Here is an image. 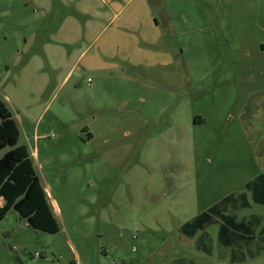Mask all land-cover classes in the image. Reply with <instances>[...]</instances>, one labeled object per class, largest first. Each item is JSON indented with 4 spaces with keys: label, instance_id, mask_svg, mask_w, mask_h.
Returning a JSON list of instances; mask_svg holds the SVG:
<instances>
[{
    "label": "rangeland",
    "instance_id": "rangeland-1",
    "mask_svg": "<svg viewBox=\"0 0 264 264\" xmlns=\"http://www.w3.org/2000/svg\"><path fill=\"white\" fill-rule=\"evenodd\" d=\"M149 1L143 26L106 0H0V98L59 225L12 209L0 264H264L231 262L218 224L209 250L181 233L264 173V0Z\"/></svg>",
    "mask_w": 264,
    "mask_h": 264
},
{
    "label": "trees",
    "instance_id": "trees-1",
    "mask_svg": "<svg viewBox=\"0 0 264 264\" xmlns=\"http://www.w3.org/2000/svg\"><path fill=\"white\" fill-rule=\"evenodd\" d=\"M20 136L17 121L0 98V222L15 209L33 228L56 234L59 232L58 222L35 172L28 147L19 145ZM91 138L92 134L88 133L87 139ZM253 205L264 207V173L247 183L243 192L225 197L220 203L185 223L181 233L193 240L200 233L197 238L198 247L209 250L208 243L212 239L206 229L218 224V242L231 249V262L245 263L248 257H258L264 251L262 217L255 214L239 219L237 214ZM253 246L255 251L252 250Z\"/></svg>",
    "mask_w": 264,
    "mask_h": 264
},
{
    "label": "crops",
    "instance_id": "crops-1",
    "mask_svg": "<svg viewBox=\"0 0 264 264\" xmlns=\"http://www.w3.org/2000/svg\"><path fill=\"white\" fill-rule=\"evenodd\" d=\"M106 1L109 3V5L111 7H113V13L115 15H114V18L112 21H114L115 18L119 17L123 12L129 11V16H131L132 18L133 17L135 18L136 24L140 21V23L143 26L144 25L148 26L152 22L151 15L154 11L149 6V4H150L149 0H106ZM116 11H117V13H115ZM100 15H101V13L98 14V16H100ZM95 17H96V15H95ZM154 21L156 22V25L159 26L160 23L156 18ZM130 26H131V24H127V25L123 24L119 28V30H121L122 33L130 34V33L134 32V29H135L134 27L129 28ZM142 31L144 32L145 35L147 34L144 29H142ZM146 37L147 36H144V38H146ZM142 40H143V42H145L144 39H142Z\"/></svg>",
    "mask_w": 264,
    "mask_h": 264
}]
</instances>
